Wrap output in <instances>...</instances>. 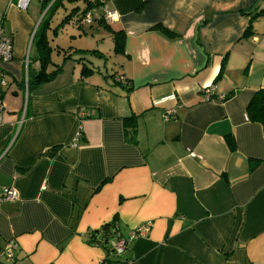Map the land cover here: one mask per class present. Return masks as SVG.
<instances>
[{
	"label": "crops",
	"instance_id": "crops-1",
	"mask_svg": "<svg viewBox=\"0 0 264 264\" xmlns=\"http://www.w3.org/2000/svg\"><path fill=\"white\" fill-rule=\"evenodd\" d=\"M16 1L0 0L13 43L1 65L0 196L17 194L0 202L5 260L100 264L106 252L88 240L115 222L124 238L148 231L106 264H264V127L246 114L264 89V0H100L90 23L80 14L97 0H32L24 11ZM112 32L123 33L121 52ZM76 34L108 39L114 67L92 66ZM39 37L52 50L47 71L61 70L30 90ZM102 43L87 54L105 67Z\"/></svg>",
	"mask_w": 264,
	"mask_h": 264
},
{
	"label": "trees",
	"instance_id": "trees-1",
	"mask_svg": "<svg viewBox=\"0 0 264 264\" xmlns=\"http://www.w3.org/2000/svg\"><path fill=\"white\" fill-rule=\"evenodd\" d=\"M61 0H57L55 3H59ZM71 4H75L78 0H68ZM102 2L97 0L95 3H90L88 1L85 2V7L82 10L80 15H83L85 12L91 10L96 11L100 9L102 6ZM75 8L74 10H76ZM73 10V11H74ZM65 21V20H64ZM44 25V24H43ZM42 25V26H43ZM103 28L107 29L108 27L103 22ZM163 34H168L167 31L161 29ZM249 30H247L244 34L245 36L248 35ZM113 43H114V51L121 52L123 47V33L122 32H112ZM36 47L38 57L37 60L40 64L39 71L36 72L31 76L28 81V88L30 90L39 89L45 83L51 82L55 79V77L60 73V68H55L53 71L48 72L47 69L52 64L50 54L52 52L51 48L48 46V43L44 38L39 37L36 40ZM90 54H96L91 52ZM70 59V57H66L65 60ZM81 62V60H78ZM91 72L90 69L84 64H82L81 68V75L84 76L86 73ZM126 84V81L124 82ZM1 97H2V92ZM246 114L247 119H249L252 123H257L264 127V89L258 90L251 100L249 101L248 105H246ZM124 125L127 128V139L131 143H135L136 141V118L130 117L124 119ZM228 146L231 150H234V144L231 139H228ZM252 168V167H251ZM118 238H124L118 228V225L115 222H111L109 224L104 225L101 227L97 232L91 235L90 240L88 243L94 247H100L105 250L106 257L103 262L108 263L110 257H118L115 255L114 250L112 249V242L116 241ZM120 256V255H119Z\"/></svg>",
	"mask_w": 264,
	"mask_h": 264
},
{
	"label": "built area",
	"instance_id": "built-area-1",
	"mask_svg": "<svg viewBox=\"0 0 264 264\" xmlns=\"http://www.w3.org/2000/svg\"><path fill=\"white\" fill-rule=\"evenodd\" d=\"M32 0H17L16 1V7L20 10H26L29 3ZM103 6V4H102ZM93 11L89 10L85 12L82 15V21L90 23L93 15ZM115 18L114 13L106 11L103 17V21L105 24H110ZM3 23H4V16L0 15V92L1 90L6 87L7 83L5 81L4 73L2 71L1 65L5 62H8L12 59V51H13V43L12 39L5 35L4 33V28H3ZM203 98L205 101L211 100V98L214 95V88L212 86H208L203 89ZM218 100H224L223 96H219ZM4 105L0 93V124L3 121V115H4ZM172 114L171 110H167L165 112V117L168 119ZM80 134L77 136L79 137ZM17 198L16 192L11 189V188H5L2 191V195L0 196V202L2 201H14ZM148 231V227L145 226V228H137L135 229L132 233L128 235L127 238H118L116 241H113L111 246L112 249L114 250L115 255L119 256L124 254V252L127 249L128 244L136 239L139 236H143L146 232ZM16 244L15 243H9L4 251V256L8 260H13L15 257V250H16ZM100 264H106L105 262H101Z\"/></svg>",
	"mask_w": 264,
	"mask_h": 264
},
{
	"label": "rangeland",
	"instance_id": "rangeland-1",
	"mask_svg": "<svg viewBox=\"0 0 264 264\" xmlns=\"http://www.w3.org/2000/svg\"><path fill=\"white\" fill-rule=\"evenodd\" d=\"M33 1H38V0H33ZM40 1V0H39ZM75 6H77V7H79V8H81V4H78V5H75ZM67 8V10L68 9H70V6H67L66 7ZM61 12H63L62 10H59L58 11V14H57V16H56V18L60 15V13ZM62 15V14H61ZM61 19V18H60ZM60 19H54L53 20V24H52V27L53 28H55L56 27V25L59 23V20ZM65 35L63 36V38H61L60 39V41H59V43L61 44V46H63L64 48H66V47H68L69 46V44L72 46V43H69L68 42V39H70V38H68V35L69 34H72V33H70V31H71V27H65ZM101 29V31H108L107 29H104V28H100ZM57 30H59L58 28H57ZM60 32V30L58 31V33ZM61 33V32H60ZM60 33H59V35L58 36H60ZM77 37V38H76ZM76 37H75V39H77L76 41L77 42H75V43H73L74 44V46H78V47H82V48H84V49H87V50H89V51H86V52H83L82 54H83V56H86V58H87V60L89 61V62H91L92 63V66H97V67H101V69L103 70V71H109L110 70V68L109 67H114V66H112V64H113V62H114V57H113V54H112V51L111 52H109L108 50H110L109 49V47H110V42H109V40L108 39H106V41H105V43L103 44L102 43V37L100 36V35H97V36H95L96 37V39L95 40H90V39H92V38H89V40H85V38H81V40L80 41H78V34H76ZM53 38H55L54 36H53ZM88 43V44H87ZM96 43L97 44H100V43H102L101 45L102 46H104V52L108 55V56H106V57H108L109 58V62H107V64H109V65H104L105 67H103V65L101 64V63H98V60L96 59H94V58H91V57H89V54H87L88 52H92V51H94L95 50V45H96ZM82 54H79L80 56L82 55ZM54 59H55V57H54ZM55 62H56V60H55ZM0 264H11V262H8L7 260H5V258L2 256V253H0Z\"/></svg>",
	"mask_w": 264,
	"mask_h": 264
}]
</instances>
